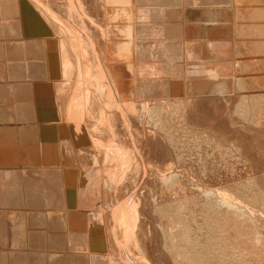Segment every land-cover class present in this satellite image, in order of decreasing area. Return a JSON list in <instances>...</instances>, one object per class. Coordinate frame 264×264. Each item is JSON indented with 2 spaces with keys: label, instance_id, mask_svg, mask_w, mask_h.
Masks as SVG:
<instances>
[{
  "label": "rangeland",
  "instance_id": "rangeland-1",
  "mask_svg": "<svg viewBox=\"0 0 264 264\" xmlns=\"http://www.w3.org/2000/svg\"><path fill=\"white\" fill-rule=\"evenodd\" d=\"M190 2L206 10L223 8L214 25L222 36L211 33L210 25L199 26L197 18L196 25L177 23L176 40H156L145 32L143 42H217L205 58L214 63L205 76L227 80L231 88L222 93L215 88L211 94L189 95L184 86L199 80L197 75L156 68H182L184 58L176 62L141 54L132 0L19 2L26 29L31 24L23 6L28 5L39 26L30 34L46 41L50 79L43 121L53 126L51 136L47 129L51 144L46 142L62 154L58 160L69 173L68 195L76 196L70 212L82 223L76 229L86 231V248L99 240L90 258L102 256L110 264H264V0ZM143 15L139 23L153 29L158 22ZM225 46L229 52L219 53ZM108 80L111 97L103 88ZM91 213L99 214L98 226L91 227L95 217L86 219ZM96 227L100 235H92Z\"/></svg>",
  "mask_w": 264,
  "mask_h": 264
},
{
  "label": "crops",
  "instance_id": "crops-1",
  "mask_svg": "<svg viewBox=\"0 0 264 264\" xmlns=\"http://www.w3.org/2000/svg\"><path fill=\"white\" fill-rule=\"evenodd\" d=\"M18 2L0 0V264H91L98 244L88 250L76 229L64 164L45 141L46 41L28 33Z\"/></svg>",
  "mask_w": 264,
  "mask_h": 264
},
{
  "label": "bare ground",
  "instance_id": "bare-ground-1",
  "mask_svg": "<svg viewBox=\"0 0 264 264\" xmlns=\"http://www.w3.org/2000/svg\"><path fill=\"white\" fill-rule=\"evenodd\" d=\"M191 1H199V2H197V3H201V4H205V5H209L208 3L209 2H211V3H220V4H225L226 2L228 3V1L229 0H191ZM19 2H20V0H19ZM18 2V3H19ZM69 2H70V0H69ZM132 3H133V6H134V20H135V26H134V35H135V37L137 38V42H136V48L137 49H139L140 51H141V54L143 55L144 54V56L145 55H148L149 57H147L146 56V58H150V57H153L155 60H165V59H170V60H172V61H179V59L180 58H184V62H186L185 64H183V67L181 68V65H179L178 64V66H177V64H176V66H174V64H172L170 67H169V65L168 66H156V68L158 69V71L159 72H162V71H167L168 73L170 72V73H172L173 72V74L174 73H177V74H181V72H185L186 73V75H187V77H189V76H192V75H194V76H196V77H198L199 78V80H193V81H190V83L188 82L185 86H184V89H187V91L185 90V92L186 93H188L189 95L190 94H194L193 96H197V95H204L205 93H208L209 92V94H211L210 92H213V90L216 88L217 89V91H216V93H222L223 91H227V90H229L228 88H231L230 86H231V84L227 81V80H225L224 82L222 81V80H220V79H215L214 77H210V76H208L207 78H206V76H207V69L211 66V65H213L214 63H207L206 62V59L205 58H209V57H211V51H210V48L212 47V46H215V44H217V42H210L209 44L207 43V45H203L202 43H200V44H198L199 42H192L191 41V43H189V44H186V43H184V42H181V43H179L178 45L176 44V43H169V44H167V45H165L164 43H163V41H159V42H157L156 44H148L149 42H146V43H144L143 42V35H145L146 33L145 32H148V34H149V36H151V35H153V36H155V39L157 40V38L159 39H161L162 40V38H165V37H167L168 38V36H169V38L171 37V38H174L175 40H176V38H178V37H176L175 35H174V33H173V30H174V28H176V25H177V23L178 22H181L182 20H186V26L187 25H189V21H190V23L192 24V23H194V22H196V20H197V18H198V21H200L201 20V22L199 23H197V24H199V26L201 25V26H206L207 25V27L206 28H208L209 27V25H210V28H211V30L209 29V31L211 32V33H214V34H218L219 36H222V35H220L219 34V31L216 29V26H214V25H218L217 23L218 22H220V19H219V13H217V10H219V9H221V8H213L211 5H209L210 6V9H208V10H206L204 7H196V4L195 3H191L190 2V0H132ZM226 3V4H227ZM54 4V3H53ZM130 4V3H129ZM149 5V6H147V8L145 9L143 6L144 5ZM194 4H195V6H194ZM225 4V5H226ZM71 5V4H70ZM172 6V5H174V6H176V8H174V9H172L171 7L169 8V6ZM22 6V5H21ZM132 6V5H131ZM132 6V7H133ZM186 6V7H185ZM26 10H23V12L25 11V13H23L24 14V17H25V19H27V23L29 22L30 24H31V26H29L28 28H27V31H28V33L30 34V33H32L31 31L33 30V27L35 28L37 25L35 24L36 23V14H35V17L32 15V11H30L29 9L30 8H28V5H25V6H23ZM29 7H30V4H29ZM70 7V6H69ZM74 7V6H73ZM151 7V8H150ZM153 7V8H152ZM165 7V8H164ZM64 8V7H63ZM169 8V9H168ZM21 9H23L22 7H21ZM59 9V8H58ZM223 9V8H222ZM221 9V10H222ZM32 10V9H31ZM61 10V9H60ZM60 12V11H59ZM70 12H71V14H72V16H74V18L76 17L75 16V12H74V10L70 7ZM31 13V14H30ZM36 13V12H35ZM77 13V12H76ZM69 14V13H68ZM67 14V15H68ZM87 14V13H86ZM133 14V13H132ZM143 14H145V15H143ZM140 15H143V17L144 18H146L147 16L148 17H151V18H149V19H151V20H153L154 22H161L160 23V25H158V23H155L154 25V28L153 29H149V28H147L148 26H146V28H143V25H141L140 23H141V21H140ZM146 16V17H145ZM202 16V17H201ZM70 17H71V15H70ZM82 17V16H81ZM223 17V16H222ZM221 17V18H222ZM226 18V17H225ZM71 19V18H70ZM200 19V20H199ZM77 20H79L78 21V23H81L82 21L80 20V19H77ZM91 20V19H90ZM38 21H39V19H38ZM26 22V21H25ZM24 22V23H25ZM71 22V21H70ZM73 22V21H72ZM75 22V21H74ZM140 22V23H139ZM153 22V23H154ZM146 23V22H145ZM144 23V24H145ZM184 23V22H183ZM33 24H34V26H33ZM39 24V23H38ZM41 24V23H40ZM61 24V23H60ZM142 24H143V22H142ZM190 24V25H191ZM195 24V23H194ZM25 25V24H24ZM62 25V24H61ZM93 25V24H92ZM147 25H149V24H147ZM153 25V24H152ZM196 25V24H195ZM219 25H221V24H219ZM26 26V25H25ZM198 26V27H199ZM37 27H39V26H37ZM183 27V26H182ZM42 28V27H41ZM41 28H38V29H41ZM44 28V27H43ZM186 28V27H185ZM202 28V27H201ZM200 28V29H201ZM36 29V28H35ZM34 29V30H35ZM37 29V30H38ZM177 29V28H176ZM187 29L188 28H186V29H184L182 32H183V35H182V37L185 35V33L187 32ZM199 29V28H198ZM31 30V31H30ZM36 30V31H37ZM43 31L45 30V29H42ZM83 30V29H82ZM40 32H42L41 30H39ZM35 32V31H34ZM192 32V31H191ZM199 32V31H198ZM208 32V31H207ZM39 32H37V34H38ZM45 33V32H44ZM220 33H222V32H220ZM41 34V33H40ZM47 35H49V33H46ZM86 34V33H85ZM84 34V35H85ZM197 34V33H196ZM33 35H36L35 33L33 34ZM190 35V34H189ZM200 35H201V31H200ZM50 36V35H49ZM149 36H147L148 38H150L151 39V37H149ZM88 36H85V39H87L88 40V38H87ZM145 38H146V36H144ZM157 37V38H156ZM199 37V36H198ZM197 37V38H198ZM154 38V37H153ZM86 40V42L88 43V41ZM128 41V40H127ZM151 41V40H150ZM62 42V41H61ZM91 43H89V45H90ZM88 45V46H89ZM47 47V46H46ZM198 47H200V48H198ZM49 48V47H48ZM47 49V48H46ZM49 49H51V48H49ZM93 49V48H92ZM230 49V47L229 46H227V48H226V46L225 47H223V49H222V51H219V53L220 52H224V50L226 51V52H229L228 50ZM49 51V50H48ZM54 51V50H53ZM51 53H54V52H50V54ZM92 54V53H91ZM53 55H55V54H53ZM229 55V54H228ZM51 57H52V55H50ZM49 56V57H50ZM213 56H215V55H213ZM50 57V58H51ZM49 58V62L48 63H50V69H51V65H52V62H50V59ZM53 59V58H52ZM96 59V58H95ZM187 59H188V61L190 62L189 64H188V62H187ZM189 59H191V60H199L198 62H196V61H194L193 63H191L192 61L191 60H189ZM97 61V60H96ZM96 61H95V63H96ZM203 61V62H202ZM97 62H99V61H97ZM158 62V61H157ZM68 63V62H67ZM69 64V63H68ZM96 64H98L99 65V63H96ZM169 64V63H168ZM211 64V65H210ZM97 65V66H98ZM70 67V66H69ZM96 67V66H95ZM100 67H101V69H102V66H101V64L99 65V70H100ZM97 68V67H96ZM153 68H154V66H153ZM94 69V68H93ZM98 69V68H97ZM161 70V71H160ZM56 71V70H55ZM110 71H111V69H110ZM94 72V71H93ZM101 72H103V71H101ZM56 73V72H55ZM108 73V72H107ZM165 73V72H164ZM52 74V73H51ZM50 74V75H51ZM94 75L96 74V73H93ZM111 74V73H110ZM57 75V74H56ZM93 75V76H94ZM103 75H105L104 73H103ZM102 74H101V76H103ZM206 75V76H205ZM54 76H55V74H54ZM63 76V75H62ZM92 76V77H93ZM205 76V77H204ZM91 77V78H92ZM95 77V76H94ZM94 77H93V79H94ZM112 77V76H111ZM53 78V77H52ZM190 78V77H189ZM50 79V78H49ZM103 79H104V77H103ZM106 79V78H105ZM104 79V80H105ZM191 79H193L192 77H191ZM79 80V79H78ZM92 81V80H91ZM96 85H97V83H98V80L96 79ZM94 82V80H93V83H95ZM99 82H101L100 80H99ZM102 82H103V84H104V81L102 80ZM105 82H106V80H105ZM173 82H171V84H172ZM46 84V83H45ZM180 84H182V83H180ZM107 85L108 86H106V85H104V87L103 88H105L104 90L106 91V89H107V93L106 94H111L110 95V97L111 96H113L112 94L114 93V89L112 88V83H111V81H107ZM239 85V84H238ZM46 86V85H45ZM93 86V85H92ZM99 86V85H98ZM63 87V86H62ZM97 87V86H96ZM100 87V86H99ZM107 87V88H106ZM172 87V86H171ZM178 87L179 86H177L176 88L178 89ZM239 87H240V85H239ZM238 87V88H239ZM55 88V87H54ZM98 88V87H97ZM169 88V87H168ZM180 88V87H179ZM94 89H95V87H94ZM176 89V90H177ZM243 89V88H242ZM55 90V89H54ZM97 90V89H96ZM165 90H167V88L165 89ZM169 90H170V88H169ZM172 91V90H171ZM184 91V90H183ZM218 91H221V92H218ZM99 92V91H98ZM151 92V91H150ZM196 94V95H195ZM209 94H207V95H209ZM48 95V94H47ZM191 95V96H192ZM206 95V94H205ZM97 96V95H96ZM95 96V97H96ZM54 97V96H53ZM106 97V96H105ZM102 98V97H101ZM115 97H113L112 99H114ZM116 100V99H115ZM115 100H114V102H115ZM101 102V101H100ZM105 102H106V100H105ZM207 102V101H206ZM245 103V102H244ZM41 104V103H40ZM47 104V103H46ZM194 104V103H193ZM247 104H248V102H247ZM106 105V104H105ZM104 105V106H105ZM43 106V105H42ZM103 106V105H102ZM246 106V105H245ZM37 107V106H36ZM249 107V106H248ZM248 107H247V109H248ZM183 108V107H182ZM55 109H57V107L55 108ZM120 109V108H119ZM247 109L245 108V110L244 111H246L245 113H247ZM112 110V109H111ZM57 111V110H56ZM243 111V112H244ZM55 112V111H54ZM58 112V111H57ZM56 112V113H57ZM151 112V111H150ZM52 113V112H51ZM104 113V112H103ZM244 113V114H245ZM258 113V112H257ZM48 114V113H47ZM200 114V113H199ZM243 114V113H242ZM244 114H243V116H244ZM45 115V114H44ZM49 115H50V113H49ZM56 115V114H55ZM46 116H48V115H46ZM153 116V115H152ZM248 116V115H247ZM51 117H52V115H51ZM81 117V116H80ZM124 117V116H123ZM49 118V117H48ZM59 118V117H58ZM45 119V118H44ZM51 119V118H50ZM48 120V119H47ZM54 119H52V121H53ZM57 120V119H56ZM136 120V119H135ZM49 122V121H48ZM51 122V121H50ZM55 122V121H54ZM99 126V125H98ZM51 127V126H50ZM53 127V126H52ZM57 127V126H56ZM126 128V127H125ZM51 129L52 128H50V133H49V131H48V133H49V135L51 134ZM54 129V128H53ZM52 132H54V130H52ZM56 132H58V131H56ZM108 132V131H107ZM127 132V131H126ZM128 134H130V133H128ZM86 135V134H85ZM51 136V135H50ZM49 136V137H50ZM75 136V135H74ZM112 136V135H111ZM73 137V136H72ZM59 138V137H58ZM67 138H69L68 136H67ZM66 138V139H67ZM52 139V138H51ZM51 141V140H49L48 138H46L45 139V141ZM64 140V139H63ZM70 140V139H69ZM54 142V141H53ZM50 144H51V142H50ZM73 144H74V142H73ZM88 144V143H87ZM49 145V144H48ZM56 146H57V144H56ZM71 145H68L67 144V147L66 148H69V151L71 150ZM55 148V147H54ZM65 148V149H66ZM77 148V147H76ZM52 149H53V147H52ZM60 150V149H59ZM205 150V149H204ZM49 151V150H48ZM53 151H55L54 149H53ZM58 151V150H57ZM56 151V152H57ZM62 151V150H61ZM65 151V150H64ZM74 152V151H73ZM58 154L57 155H59L60 153H59V151L57 152ZM72 154V153H71ZM62 155V154H61ZM50 157V156H49ZM57 157V156H56ZM73 159V158H72ZM115 161H116V159H115ZM69 163H71V162H69ZM203 164V163H202ZM77 170H79V169H77ZM86 170V169H85ZM65 173V172H64ZM81 173V172H80ZM67 174V173H66ZM79 174V173H78ZM69 175V173L67 174V176ZM71 175V174H70ZM76 175H77V172H76ZM80 175V174H79ZM74 179H75V182H76V185H77V183H79V182H77V180H76V176L74 177ZM82 182V181H81ZM78 186H79V184H78ZM78 189V188H77ZM81 190V189H80ZM76 192H77V190H76ZM75 192V193H76ZM209 194V193H208ZM75 196V194L74 195H70V197H69V203H70V199L71 198H73ZM132 196V195H131ZM130 196V197H131ZM76 197V196H75ZM75 197H74V199H75ZM264 198V197H263ZM76 200V199H75ZM74 200V201H75ZM128 206H129V204H128ZM72 207V206H71ZM117 208V207H116ZM154 208V207H153ZM169 209V208H168ZM115 210V209H114ZM131 210V209H130ZM162 211H165V209L164 210H162ZM161 211V212H162ZM119 213V212H118ZM159 213V212H158ZM166 213V212H165ZM73 214V213H72ZM93 213H91V214H89L88 216H87V218L86 219H89L90 221H91V219L93 220V217H95V219L93 220V221H91V227H93L94 225H97L96 223H100L99 222V220H100V216H98L97 214H93ZM129 214V213H128ZM80 215V214H79ZM96 215H97V217H96ZM73 216H74V214H73ZM161 216V215H160ZM79 217V216H78ZM78 217H75V218H78ZM82 218V217H81ZM79 219V218H78ZM85 219V218H84ZM115 219V218H114ZM77 221V220H76ZM95 221V222H94ZM101 221V220H100ZM119 221V220H118ZM125 222V221H124ZM90 223V222H89ZM227 223V222H226ZM168 224V223H167ZM118 225V224H117ZM98 226V225H97ZM100 227V226H99ZM126 227V226H125ZM165 227V226H164ZM102 228V227H101ZM72 229H75V228H72ZM93 229V232L94 233H92V231H91V233H92V235L94 234V235H100V234H97V233H95L96 232V230H98L99 229V231L101 232L102 231V229H100V228H92ZM125 231H126V229H125ZM124 231V232H125ZM98 232V231H97ZM131 232V231H130ZM132 234V233H131ZM173 234V233H172ZM78 235V234H77ZM91 235V236H92ZM90 236V235H89ZM124 236V235H123ZM126 236V235H125ZM180 236V235H179ZM263 236V235H262ZM261 236V237H262ZM168 237V236H167ZM264 237V236H263ZM94 238H95V236H94ZM103 238V237H102ZM91 239V238H90ZM96 239V238H95ZM99 239V238H98ZM192 239V238H191ZM79 240H80V237H79ZM171 240V239H170ZM193 240H196V239H193ZM95 241H97V240H95ZM99 241V240H98ZM103 241V240H102ZM191 241V240H190ZM193 242V241H192ZM192 242H191V244H192ZM196 242V241H195ZM89 243V242H88ZM103 243H104V241H103ZM197 243V242H196ZM199 243V242H198ZM98 244H100V243H98ZM195 244V243H194ZM193 246V245H192ZM195 247V246H194ZM198 248V247H197ZM193 249V248H192ZM199 249V248H198ZM200 252H201V250H200ZM198 253V252H197ZM122 255V254H121ZM120 257V256H119ZM127 257V256H126ZM92 258V257H91ZM123 258H125V257H123ZM201 258V257H200ZM219 259V258H218ZM92 260V264H108L109 263V259L108 258H104V257H102V256H100V257H96L95 259L94 258H92L91 259ZM94 260H95V262H94ZM204 260V259H203ZM202 260V261H203ZM195 261H197V260H195ZM201 261V260H200ZM200 263V262H199ZM110 264V263H109ZM196 264H197V262H196Z\"/></svg>",
  "mask_w": 264,
  "mask_h": 264
}]
</instances>
